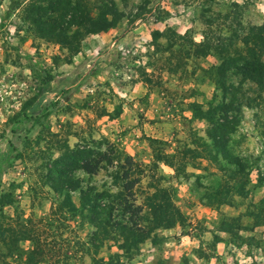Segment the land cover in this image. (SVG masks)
I'll return each mask as SVG.
<instances>
[{"label": "rangeland", "instance_id": "1", "mask_svg": "<svg viewBox=\"0 0 264 264\" xmlns=\"http://www.w3.org/2000/svg\"><path fill=\"white\" fill-rule=\"evenodd\" d=\"M82 3L94 17L113 10L108 30L73 25L78 7L64 15L55 0H0V217L9 223L1 228L32 220L44 238L55 231L57 244L89 243L92 226L59 218L64 194L50 188L69 158L53 161L85 149L113 163L92 175L75 170L81 188L117 194L131 184L128 200L141 212L126 214L127 229L108 228L90 251L65 249L75 258L68 264H264V83L220 70L231 58L264 62V0ZM55 16L61 33L42 37L46 26L36 21ZM224 104L238 124L216 133L220 124L211 123L226 122ZM229 126L215 145L209 134ZM69 199L80 208L79 190ZM132 222L149 235L126 251L137 235ZM4 234L0 264L30 253L35 264H54L37 258L32 241L9 253Z\"/></svg>", "mask_w": 264, "mask_h": 264}, {"label": "trees", "instance_id": "2", "mask_svg": "<svg viewBox=\"0 0 264 264\" xmlns=\"http://www.w3.org/2000/svg\"><path fill=\"white\" fill-rule=\"evenodd\" d=\"M58 2V4L62 5V7H59V11L61 13H66V10H71L73 8H77L80 10L81 13H79V18L73 22V25L77 26H86L88 25L90 30H88V33H98L108 30L110 27V22L108 21V15H111L116 18V16L113 14V10H109L110 13L104 15L103 13H100L97 17L92 16V14L88 11L87 5H82L83 1L87 3V0H55ZM64 7V8H63ZM74 10V9H73ZM44 17V16H43ZM42 17V18H43ZM72 17V15H71ZM58 19L57 16L55 18H47L46 20H37L36 22H39L40 24L45 25L46 27L44 29H39L38 33L42 35V37H50L55 36L61 32H58L57 28L53 27L54 22ZM115 22L118 20L115 19ZM34 22V23H36ZM57 32V33H56ZM239 60H236L234 58H231L227 61H224L221 65L220 70L222 73V76L226 74L227 71L230 69H235L239 73H243L245 76H248L250 79L257 82V84L264 83V62L261 60L252 58L247 60H241V64H238ZM49 80H51L50 76L48 75ZM222 90L227 94H229L225 89V83L221 84ZM232 100H235L232 98ZM231 102V101H229ZM232 104L228 106V104L223 105L224 118L226 120L225 123H223V119L221 122H212L211 124H220L215 125L216 127V133H219V130L223 127V124H238L237 115L235 114L237 110H233L231 108ZM233 126L228 127V130H225L221 134H209V138L213 141L215 145H218L220 140L226 139L229 134L232 133ZM116 153H119L117 150H115ZM79 156V158L76 157ZM97 155L99 156V159L95 157L91 158L90 151L85 149H76V150H68V154L61 155L58 159L53 161V164L55 166H60L63 161L67 160V163L65 164L66 169L55 167L54 169V175L57 176L51 181L50 188L55 191L57 194H64V198L61 202V204L55 209V214L60 218V216L64 217L67 220V223L70 219H74L76 216L82 217L85 219L93 228V231L89 234V243H79L77 240H79L78 236L65 238L66 241L64 242L61 240V245H58L55 242L56 233L55 231L51 234H46L47 237L44 238V232L45 230H41V227H35V224H33L32 220L29 221H23L21 222L20 218L15 219V224L12 225V227L5 228L4 230L1 228L2 226H9L8 218L0 217V239L3 240L2 236H5V233L9 234L10 237V245L11 248L7 247V251L9 253L15 254L16 252H19V247L17 245L18 242L21 241H32L35 242L38 246V256L37 258L41 257H47L51 263L54 264H68L69 260H75L73 256L69 257L68 254L72 250L73 252L74 247L77 249V252L81 253L86 250L90 251L91 248H96L100 246L102 237L106 235L107 229L110 227H119L122 230H126L127 223H130L128 218H126V214H132L135 215L136 213L141 212V208L138 206H135V204L129 202L128 198H130V192L129 189L132 188L131 184L129 186H125L124 184L121 186L120 191L117 194H114L111 192V188H104L103 190H98L95 187H89L88 189L84 190L81 188V181H79L77 178H75V170H81L85 172L86 174L92 175L96 174L99 169H101V164L106 161L109 164L112 165L113 161L110 159L105 160V158L101 155V152H98ZM70 156V157H66ZM120 158V156H118ZM67 158V159H66ZM118 173V172H117ZM128 174H125V178L123 180L126 181ZM117 176L114 177V179ZM129 178V176H128ZM119 178L116 179L114 182L116 184H113L116 186L119 182ZM80 191V208L77 209L69 199V192L70 191ZM6 198V195H3V199ZM116 201V202H115ZM2 206L8 205L7 202H2ZM13 221V218H11ZM132 227L136 228L137 235L132 234V237L135 239L132 240L133 242L130 244V247L126 250L129 251V249L133 245H140L149 235V233H146L142 228L139 227V224L132 222ZM71 226V225H70ZM67 226V229L70 227ZM16 228V229H15ZM3 230V231H2ZM48 231H50L49 227L47 228ZM47 231V232H48ZM71 233L74 234L73 231ZM7 234V235H8ZM50 241L48 242L49 238ZM77 239V240H76ZM128 240L130 238H123L122 241H124L123 246L126 248V245L128 244ZM45 241V242H44ZM87 245V246H86ZM90 245V246H88ZM58 246V247H56ZM65 249L69 251V253L65 252ZM77 252L75 251L73 255H77ZM128 253V252H126ZM49 255V256H48ZM93 255H96V253H93ZM112 261V260H111ZM111 261L105 262L103 259L93 258V264H111ZM34 258L32 253L28 255V259H26L25 262H22L20 259L21 264H35Z\"/></svg>", "mask_w": 264, "mask_h": 264}]
</instances>
